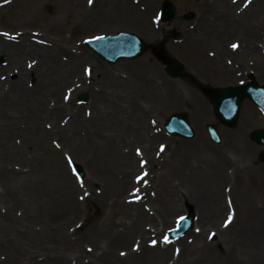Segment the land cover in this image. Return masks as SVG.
<instances>
[{
    "label": "bare ground",
    "instance_id": "6f19581e",
    "mask_svg": "<svg viewBox=\"0 0 264 264\" xmlns=\"http://www.w3.org/2000/svg\"><path fill=\"white\" fill-rule=\"evenodd\" d=\"M17 1L0 0V21L13 19V11L19 5ZM54 1H58L59 6L63 5L62 0ZM123 1L125 0H94L91 17L96 19V16H100L101 19L98 17L97 22H88V27L96 29L108 27V24L120 23L128 27L141 28V32L143 29H148L150 35L154 28L153 22L149 21L154 0H138L139 2L134 6H125L133 13V17L130 14L126 16L114 14L112 6ZM24 2L22 6L26 9L27 16H31L29 22L35 21L45 29L44 40H51L54 34L59 35L64 32L60 27V20L52 24L44 22L45 17L38 8L40 0H36L35 8L33 0H27L25 4ZM197 7V22L202 28L198 31L185 30L184 35L178 29L177 31L180 32L177 34L182 36L171 43L177 54L187 63V68L182 63L186 76L207 86L210 83L221 84L224 81L237 79L243 74H250L264 85V0H250V2L249 0H200ZM103 20L113 22H102ZM22 25L28 26L27 23ZM51 31L53 34H50ZM231 37L232 39L240 37L236 48L230 43ZM159 41L161 40L155 43ZM46 45L47 43L42 45L34 43L27 37L22 38L16 45L5 43L0 39V55L7 54L9 57L6 58L8 64L0 66V99L19 105H43L42 101L44 102L46 96L55 93V96H59V91L62 92L63 86L69 81L75 80L76 77L81 79L77 62L73 65L72 61L68 60L70 65H68L69 69L65 70L67 74L61 77L62 81H59L57 72L59 65L52 66L57 59L53 52L56 54L59 49L60 53H67V57L73 59L71 53L73 49L71 50L69 44H66L58 48L55 46V50L51 46L49 50ZM81 57L76 56L73 61ZM149 59L153 60L152 57ZM31 64L33 65L29 70ZM43 66L48 68L45 73L41 71ZM123 67L130 68L131 73L128 77H125V73L121 71L117 73L108 71L99 75L94 84L84 86L85 91L92 92L89 103L92 113L89 118L85 115L80 121L81 114L73 117L75 124L69 127L72 142L77 149L86 148L87 154L93 153V158L88 163L91 172L95 169L101 171V168H108V171L117 173L119 180L117 179L114 192L120 198L123 197V191L135 185V179L130 183L131 178L126 177L125 173H128L129 169L134 173L138 159L136 153L124 149L123 142L126 136L134 142H141L150 170L157 175L155 184L161 188L158 201L153 203L156 205L154 210L157 211L161 206L168 205L165 201L174 202L177 199L181 205H188L197 212L196 224L200 222L203 229L200 230L195 226L190 233V239L194 243L180 250L178 254L163 245L150 249L147 246L144 230L147 227L145 223H148L145 219L150 212H147L145 203L143 204L142 201V203H134L130 197L116 201L118 208L126 217H130L129 221L135 219V225L131 227L127 225L128 229L125 228V231L116 227L118 230L114 232L121 237L120 241L123 245L137 244L139 247L138 251L128 253L124 258V264H135L136 258L137 264H159L166 262L170 255L173 257V264H200L201 261L216 264L221 258L225 264H264V205L262 202L246 199L244 190H236L232 186L230 193L232 200L229 206L226 204V192L222 187L227 179L242 180L246 176L249 182L264 191V164L261 171L252 170L240 166L241 162L236 160L237 165L234 170L231 172L224 170L225 164H232L233 161L228 154L251 153L254 150L264 156V150L253 148L246 142L247 127L251 122L243 118L236 129L224 130L227 143L217 150L207 139L196 134L195 139L189 143H176L171 151L169 150L171 144H166L168 149L157 157V152L154 153V142L161 139L162 134L155 133L153 126L155 129L158 127L160 114L169 115L171 111H185L198 122L204 117L207 118L208 109L192 83L166 79L155 63L153 65L125 63ZM4 74L15 78L4 82L1 80V75ZM30 79L35 82V85H32L33 90L25 88L26 81ZM84 79L86 82V78ZM44 85L45 88L42 89ZM20 87L24 88L25 94H18L17 89ZM1 107L0 104V112L4 109ZM248 109L249 107H245V110ZM1 128L9 130L14 128V124L1 125ZM78 133H81L83 138L78 136ZM64 144L71 146L67 142ZM156 149L158 151V148ZM73 152L77 153L75 149ZM208 153H211V157ZM55 154L58 157L53 162L51 179L53 184L59 187L57 197L71 196V201L65 203L58 199L59 203L53 204L52 211L66 213L68 218H73L78 214L82 201L87 200L88 197L81 193V199L79 196L75 198V195H78L75 193L77 190L71 191L69 184L72 183H67L62 175L63 164L60 152ZM170 158L171 160L168 161ZM75 159L77 160L76 156ZM175 177H179L181 184H171L170 181ZM166 184L167 187L174 189L168 191ZM231 208L233 210L230 216L233 220L231 219L229 227L223 226L224 224L219 226L220 213L225 210L230 211ZM99 216L95 225L99 224ZM159 218L163 221L162 213ZM206 219L209 220L206 222ZM211 222H215L212 225L219 236L220 241L217 244L220 250L210 244L204 235V229ZM94 228L96 229L97 226ZM133 228L137 232H134ZM115 264H119L118 261H115Z\"/></svg>",
    "mask_w": 264,
    "mask_h": 264
},
{
    "label": "rangeland",
    "instance_id": "374dc122",
    "mask_svg": "<svg viewBox=\"0 0 264 264\" xmlns=\"http://www.w3.org/2000/svg\"><path fill=\"white\" fill-rule=\"evenodd\" d=\"M23 1H25V4L27 0L17 1L19 5L13 11V19L0 21V39L5 43L16 45L19 44L22 38L27 37L30 41L39 45L47 43L46 46L49 50L51 46L55 50V46L58 48V46L69 44L71 50L73 49L71 53L74 58L70 59L67 57V53H60L58 49L56 54L53 52L57 59L52 66L59 65L57 72L59 81H62L61 77L67 74L65 70L69 69L68 60L69 62L72 61L73 65L77 62L76 66L79 69L81 79L76 77L75 80L69 81L67 85L63 86V91H59V96H55L56 93L46 96L44 102L42 101L43 105H19L13 102H4L3 99H0L1 108H4L0 112V264H115V261L124 264V258L128 253L136 252L139 248L137 244L132 246L123 245L120 241L121 237L114 232L118 230L116 227L125 231V228L128 229L131 225H135V219L129 221L130 217H126L124 212L116 205V201H123L127 197H130L134 203H145L147 212H150V215L145 219L148 223H145L147 227L144 229L146 231L144 232L146 233L147 246L154 249L163 245L178 254L180 250L194 243L190 239L192 231L177 241L167 239L168 242H165V237H168V233L176 227L180 217L190 213L197 216V212L188 205H181L177 199L174 202L165 201L168 205L161 206L159 209L156 207L155 209L158 210H154L156 205L153 203L158 201V193L161 192V188L155 184L157 175L150 170L149 161L141 142H134L127 136L123 142L124 149L136 153L138 159L134 173L132 169H129V172H126L125 175L131 178L130 183H132V179H135V185L142 186L140 188L134 184L129 186L126 191H123V197L120 198L114 192L115 184L118 182V175L115 171L101 168V171L95 169L94 172H91L88 163L93 158V153L87 154L86 148L77 149L69 132V127L75 124L73 123L74 116L81 114L80 121L85 115L89 118L92 113V108L89 105L92 92L90 90L85 91L83 88L86 84H94L99 75L108 71L113 73L121 71L125 73V77H128L131 70L123 67L125 63H143L144 65L155 63L162 70L166 79L192 83L202 97L209 116L196 122L192 118L193 116L185 111H171L169 115L160 114L158 127L155 129L153 126L155 133L161 132L162 134V138L154 142V153L157 152V157L168 149L166 144H171L169 149L171 151L176 143L185 144L190 142L173 138L165 131V122L169 116L174 114L184 115L195 133L207 139L216 150L227 143L224 130L236 129L240 120L245 118L251 122L247 127V133L245 132L247 134L246 142L251 144L253 148L264 150V146L256 144L251 139V134L254 131L264 128V113L252 102L248 100L243 102L238 122L234 127H228L219 122L213 111L212 91L242 85L250 80V74H243L237 79L224 81L221 84L210 83L207 86L190 80L185 72L179 79H174L168 74L164 56L183 63L187 68V63L177 54L171 43L184 35L185 30L194 31L196 29L198 31L202 28L199 27L200 23L197 22V6L200 0H154L149 19L150 22H153L154 28L150 35L148 29H143V32H141V28L128 27L120 23L108 24V27L104 26L96 29L89 28L88 22H97V18L100 17L96 16V19L91 17L90 13L94 7V0L91 4L88 0H62L63 5L60 4L61 6L57 4L58 1L40 0L38 8L45 17L44 22L52 24L60 20V27L64 29L61 34H54L51 40H44L43 32H45V29L43 27L35 21L29 22L31 16H27V11L22 6ZM165 1L172 2L177 10L178 17L175 22L163 23L160 21L159 16ZM138 2V0H125L121 4L112 6V9L115 15L123 14L126 16L130 14L133 17V13L129 12L125 6H134ZM35 4L36 0H33L34 8ZM189 16H193V18L188 20ZM107 21L103 20L102 22ZM24 23H27L28 26H23ZM178 29L181 30V36L177 34V32H180L177 31ZM120 32L134 33L148 41V48L142 57L131 61L122 60L117 65L110 66L92 50L88 49L85 44L89 39L111 36ZM4 33L8 35H4ZM50 34H53V32L51 31ZM158 40L161 41L156 44L155 42ZM238 41H240V37L237 39L231 37L230 43L238 45ZM76 56L82 57L77 61H73ZM149 57H152L153 60H150ZM2 58H4L3 62H1ZM6 58L9 59L7 54L0 55V66L8 64ZM31 66L28 67L29 70ZM45 70H48V68L43 66L41 71L44 72ZM14 78L6 74L1 75V80L4 82ZM84 78H86V82ZM199 78L201 79V77ZM257 82L259 83V81ZM62 83L64 84V81ZM26 84L25 88L34 89L32 85H35V82L31 79L26 81ZM41 88H45V85ZM17 90L18 94H25L24 88L20 87ZM82 95L87 96V102L81 103L79 101V97ZM245 107H249V109L245 110ZM5 124H14V128L3 130L1 125L5 126ZM207 124L217 127L222 138L221 145L211 141L206 130ZM78 136L83 138L81 133H78ZM66 142L71 146H65L64 143ZM156 148H158V151ZM73 149L76 150V154ZM138 149L139 153L137 152ZM58 152H60V159L63 164L62 175L64 180L67 183H72L69 184L71 191L77 190L75 193H78V195H75V198L77 196L82 198L81 193H83V196L85 194L88 197L87 200L82 201L78 214L73 218H68L66 213L52 211L53 204L59 203L58 199L65 201V203L71 201V196L57 197L59 187L55 186L51 179L53 162L58 157L55 153ZM208 154L211 157V153ZM228 157L233 161L232 164H225L224 170L230 172L235 169L236 160L241 162L240 166L252 170L259 169L261 171L264 164V156L254 150L251 153L236 152V155L228 154ZM170 160L171 158L168 159V161ZM75 164L82 166L83 170L85 169L86 177L84 176L83 181L78 180L72 171V166ZM145 173L147 175H144ZM138 177H142V179H137ZM170 182L171 184H181L179 177L173 178ZM167 185L164 186L168 191L174 189L167 187ZM222 185L226 192V204L229 206H231L230 201L232 200L230 195L232 186L236 190H244L246 199L262 202L264 205V191L259 190L249 182V178L246 176L242 180L229 181L227 179L225 184ZM144 195H146V198H144ZM170 197L173 198L172 195ZM232 210L233 208L230 211L225 210L220 213L219 226L224 224V220L230 216ZM160 213L163 215V221L159 218ZM98 216L99 224L95 225ZM208 220L206 219V222ZM212 223L215 222H211L206 226L204 235L210 244L215 245L217 250H220L217 244L220 241L219 236L217 231H214ZM148 224L152 225L149 226ZM200 225V222L196 224L200 230H203ZM95 226H97L96 229ZM153 241H156V243L153 244ZM172 258L170 255L167 257L166 262L159 264H173ZM134 263L137 264V258ZM200 264H207V262L201 261ZM208 264H213V262L209 261ZM216 264H225V262L221 258L218 259Z\"/></svg>",
    "mask_w": 264,
    "mask_h": 264
},
{
    "label": "water",
    "instance_id": "95a60500",
    "mask_svg": "<svg viewBox=\"0 0 264 264\" xmlns=\"http://www.w3.org/2000/svg\"><path fill=\"white\" fill-rule=\"evenodd\" d=\"M175 18L176 11L174 7L171 4H166L164 6L163 21L170 22ZM87 46L111 65H115L121 59H135L146 50L144 42L136 35L129 33H120L117 36L89 40ZM168 71L173 77L178 78L182 75L184 69L178 62L170 61L168 63ZM245 98L253 101L264 111V87H260L256 82L252 81L240 88H230L215 93L213 104L217 117L227 125H234L238 117L240 105ZM80 101L86 102L87 96H81ZM165 127L170 134L175 136L184 139H193L195 137L194 131L182 116L175 115L171 117ZM207 128L212 140L220 143L221 140L216 127L208 125ZM253 140L258 144L264 145V130L255 132ZM76 171L80 177H84L80 166L76 167ZM193 226L194 216L191 214L183 220L179 228L172 232L170 236L172 239H177L192 229Z\"/></svg>",
    "mask_w": 264,
    "mask_h": 264
},
{
    "label": "snow or ice",
    "instance_id": "6c2138e0",
    "mask_svg": "<svg viewBox=\"0 0 264 264\" xmlns=\"http://www.w3.org/2000/svg\"><path fill=\"white\" fill-rule=\"evenodd\" d=\"M88 2H89V4H91V3H92V0H88ZM249 2H250V0H249ZM245 6H247V5H245ZM4 35H8V34H7V33H4ZM98 39H103V37H99ZM232 47H233V48H236L237 45L233 44ZM29 66H31V65H29ZM162 150H163V149H162ZM137 152L139 153V149L137 150ZM144 175H147V174L145 173ZM137 179H142V177H138ZM231 219H232V217L229 216V217H228L229 222L231 221ZM165 242H168V241H167V237H165ZM152 243L155 244L156 241H153ZM122 254H123V253H122Z\"/></svg>",
    "mask_w": 264,
    "mask_h": 264
}]
</instances>
